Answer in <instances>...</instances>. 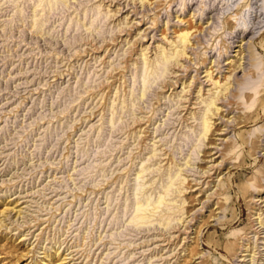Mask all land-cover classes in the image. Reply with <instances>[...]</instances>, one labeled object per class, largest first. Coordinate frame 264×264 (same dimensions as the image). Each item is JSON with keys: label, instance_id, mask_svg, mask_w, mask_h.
<instances>
[{"label": "rangeland", "instance_id": "rangeland-1", "mask_svg": "<svg viewBox=\"0 0 264 264\" xmlns=\"http://www.w3.org/2000/svg\"><path fill=\"white\" fill-rule=\"evenodd\" d=\"M0 264H264V0H0Z\"/></svg>", "mask_w": 264, "mask_h": 264}, {"label": "bare ground", "instance_id": "bare-ground-1", "mask_svg": "<svg viewBox=\"0 0 264 264\" xmlns=\"http://www.w3.org/2000/svg\"><path fill=\"white\" fill-rule=\"evenodd\" d=\"M140 1H142L143 2V0H140ZM189 36V33L187 32V31H185V32H183V33H181L180 35H179V41H180V43H181V46H180V48H183V50L181 51V52H179L178 53V55L179 56H181V55H183L184 54V49L185 48H187L186 46H187V44H188V37ZM240 48V47H239ZM244 49L241 47V49L239 50V52H238V56L239 57H241L240 55L242 54V51H243ZM181 53V54H180ZM178 56V57H179ZM231 63H233V62H230L229 63V67H230V65H231ZM234 63H236V61L234 62ZM234 63L232 64L233 66L232 67H234ZM240 66V64L238 65V67ZM237 67V68H238ZM236 68V69H237ZM240 69V68H239ZM208 73V76H207V78H209L210 77V75H211V73H209V71L207 72ZM231 74V73H230ZM232 76V75H231ZM209 80H211V77L208 79V81ZM198 81V80H197ZM214 85H217V81H215L214 83H213ZM253 88V87H252ZM250 89H251V87H250ZM254 89V88H253ZM184 90V89H183ZM216 99H218V98H216ZM214 101H212V100H210V102L208 103V104H210V105H213V109H208L207 110V112H206V114H205V118L203 119V133L205 134L207 131H210L211 130V128H212V126H213V123H211V116L212 115H217V113H219V118L222 120V117H223V115H220L221 114V112H219V109H217L216 107H215V105H214ZM239 120V119H238ZM227 124H228V120H227V122H226ZM204 136V135H203ZM222 140L223 139H221L220 140V144L222 145V146H224L223 148H225V147H227V146H225L226 145V143H223L222 142ZM225 144V145H224ZM228 145V144H227ZM229 147V146H228ZM203 169V168H202ZM202 169H201V172L202 173H206V174H208L207 173V170H203L202 171ZM209 170V169H208ZM200 172V173H201ZM205 175V174H204ZM206 176H208V175H206ZM217 192V191H216ZM218 193H220V192H218ZM216 195V194H215ZM159 203V202H158ZM221 211L223 210V209H220ZM222 212H225V211H222ZM223 214V213H222ZM217 219L219 220V217H217ZM261 223V222H260ZM259 223V224H260ZM261 224H263V223H261ZM260 224V225H261ZM68 258V257H67ZM70 258H72V257H70ZM66 259V257L63 259V260H65ZM71 260H74V259H71ZM70 260V261H71ZM253 262V261H252Z\"/></svg>", "mask_w": 264, "mask_h": 264}]
</instances>
